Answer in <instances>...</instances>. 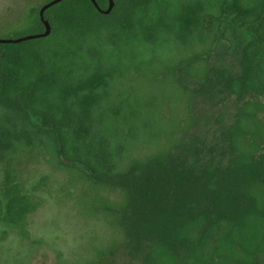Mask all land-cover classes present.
<instances>
[{
    "label": "trees",
    "instance_id": "trees-1",
    "mask_svg": "<svg viewBox=\"0 0 264 264\" xmlns=\"http://www.w3.org/2000/svg\"><path fill=\"white\" fill-rule=\"evenodd\" d=\"M49 1L28 3L27 34L44 31ZM113 2L101 14L90 0H62L43 12L49 35L0 44V221L29 239L42 200L15 162L49 155L123 232L120 264H264V0ZM220 38L226 53L239 50L237 74L209 67ZM214 73L238 105L200 156L186 141L190 84Z\"/></svg>",
    "mask_w": 264,
    "mask_h": 264
},
{
    "label": "rangeland",
    "instance_id": "rangeland-1",
    "mask_svg": "<svg viewBox=\"0 0 264 264\" xmlns=\"http://www.w3.org/2000/svg\"><path fill=\"white\" fill-rule=\"evenodd\" d=\"M30 1L34 0H0V38L30 35L27 34ZM219 40L210 55L209 67L237 74L239 50L228 54L227 39ZM238 40H245V35L239 33ZM215 76L212 74L210 82L190 84L194 92L195 125L186 141L188 145L194 142L202 148L200 156L207 155V148L216 141L219 128L232 120L238 105L233 96L214 82ZM145 91L146 97L154 96L155 89ZM166 91L164 97L173 92L170 88ZM15 166L27 193L41 199L42 205L28 218L27 240L17 227L0 221V264H86L95 259L98 251L109 246L113 247L114 256H108L102 264L129 260L123 232L111 225L104 214L93 210L88 184L72 180L67 172L56 169L49 155L22 156ZM2 178L0 164V191ZM98 195L106 200L117 198L106 191H99ZM139 263L143 264L142 257Z\"/></svg>",
    "mask_w": 264,
    "mask_h": 264
},
{
    "label": "water",
    "instance_id": "water-1",
    "mask_svg": "<svg viewBox=\"0 0 264 264\" xmlns=\"http://www.w3.org/2000/svg\"><path fill=\"white\" fill-rule=\"evenodd\" d=\"M62 0H50L49 2L43 4L39 10V17H40V20L44 26V31L39 33V34H30V35H26V36H22V37H19V38H8V39H2L0 38V44H4V43H19L21 41H26V40H32V39H36V38H42V37H45L47 35H49L50 33V26H49V23L47 20H44L43 18V12L49 8L50 6L60 2ZM92 2V4L94 5V7L98 10V12H100L101 14H108L112 8H113V5H114V2L113 0H108V5H107V8L105 10L101 9L96 0H90Z\"/></svg>",
    "mask_w": 264,
    "mask_h": 264
}]
</instances>
